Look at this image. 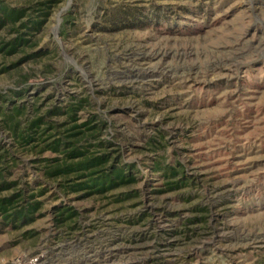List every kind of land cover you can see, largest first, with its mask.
<instances>
[{
  "label": "rangeland",
  "instance_id": "rangeland-1",
  "mask_svg": "<svg viewBox=\"0 0 264 264\" xmlns=\"http://www.w3.org/2000/svg\"><path fill=\"white\" fill-rule=\"evenodd\" d=\"M0 1L39 21L15 26L43 52L0 56V93L29 77L9 125L55 107L44 137L66 135L98 116L101 134L75 129L79 144L139 169L133 183L71 193L77 174H45L62 154L17 142L0 113V171L18 183L0 199L25 188L38 201L21 226L0 215V264H264V0Z\"/></svg>",
  "mask_w": 264,
  "mask_h": 264
},
{
  "label": "trees",
  "instance_id": "trees-1",
  "mask_svg": "<svg viewBox=\"0 0 264 264\" xmlns=\"http://www.w3.org/2000/svg\"><path fill=\"white\" fill-rule=\"evenodd\" d=\"M25 16V9L16 7L10 8L6 3L0 1V30L6 27L13 34V36L7 40H4L0 36V56L2 58L16 56V54L23 53L25 54L22 58L23 61H33L43 54L41 51L31 52L30 49H32L34 45H30V39L26 37L27 32L23 33L17 26H15L16 23H19L22 28L31 32L33 31V28L40 25L39 21L33 18L29 19L25 24L23 22ZM14 67H16L15 64ZM24 77V80L20 82L22 88H13L10 89L8 93H0L2 128H8L17 142L20 141L24 144H28L40 141L43 148L50 150L51 152L62 154V162H59V159L56 157L53 158V161H56V163L50 171L45 173L48 177L65 178L73 172L77 174L75 178L79 181L74 182L73 180L68 183V190L71 193L88 191V194L89 192L102 193L107 189L123 185V183L130 184L136 181V174L139 173V169L135 164L121 161L118 156L112 157L111 153L106 149L103 151L88 153V150H84L79 144V138H81L80 136L84 133L81 131H75V129L87 127L88 131H93L90 136L94 138L101 134V130L105 128V122L99 121L97 119L98 116H94V119L91 118L92 120H87V123L80 126H72L68 132H65L68 133L66 135L59 132L58 134H49L44 137L47 132L53 130V117L60 115L61 111L55 107L48 109L43 115L36 116L25 124H21V121L18 120L13 121L9 125V116L13 115L14 112L17 113L19 107L13 105L14 102L12 100H14V98L10 95L17 94L24 88L23 85L29 80V77ZM4 98L11 101L8 104H4L2 107V100H4ZM62 125L64 124H61V126ZM97 147L102 148L103 144L98 143ZM2 153H0V162L5 164L2 161L5 154ZM156 169L161 170L166 177H174L178 173L186 176L183 168L177 163H173L171 166H162L161 164L156 163L155 170ZM5 176V173L0 171V191L12 189L18 184L17 182L6 180ZM166 185L168 186V189H173L175 187L171 182ZM36 197L35 194H27L25 188L13 191L11 194L0 199V215L10 219V222L12 223L18 222L20 226L21 224H26L32 220L34 212L37 210L38 201L36 200ZM56 212L58 213L56 215L57 220L64 217V210L57 209Z\"/></svg>",
  "mask_w": 264,
  "mask_h": 264
},
{
  "label": "built area",
  "instance_id": "built-area-1",
  "mask_svg": "<svg viewBox=\"0 0 264 264\" xmlns=\"http://www.w3.org/2000/svg\"><path fill=\"white\" fill-rule=\"evenodd\" d=\"M39 256H23L22 258H17L5 264H41V259Z\"/></svg>",
  "mask_w": 264,
  "mask_h": 264
},
{
  "label": "water",
  "instance_id": "water-1",
  "mask_svg": "<svg viewBox=\"0 0 264 264\" xmlns=\"http://www.w3.org/2000/svg\"><path fill=\"white\" fill-rule=\"evenodd\" d=\"M72 61V60H71Z\"/></svg>",
  "mask_w": 264,
  "mask_h": 264
}]
</instances>
